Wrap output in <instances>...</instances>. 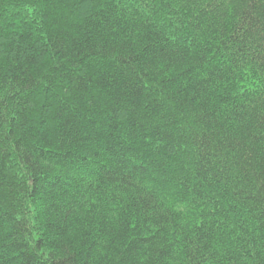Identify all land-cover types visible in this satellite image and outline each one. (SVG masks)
Returning a JSON list of instances; mask_svg holds the SVG:
<instances>
[{
	"label": "trees",
	"instance_id": "1",
	"mask_svg": "<svg viewBox=\"0 0 264 264\" xmlns=\"http://www.w3.org/2000/svg\"><path fill=\"white\" fill-rule=\"evenodd\" d=\"M0 264H264V0H0Z\"/></svg>",
	"mask_w": 264,
	"mask_h": 264
}]
</instances>
